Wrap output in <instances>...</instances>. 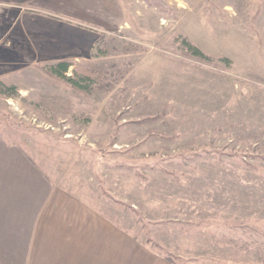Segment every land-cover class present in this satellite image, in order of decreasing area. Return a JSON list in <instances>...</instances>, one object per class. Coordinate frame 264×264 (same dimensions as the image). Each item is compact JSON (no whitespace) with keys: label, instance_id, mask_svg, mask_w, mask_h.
<instances>
[{"label":"rangeland","instance_id":"374dc122","mask_svg":"<svg viewBox=\"0 0 264 264\" xmlns=\"http://www.w3.org/2000/svg\"><path fill=\"white\" fill-rule=\"evenodd\" d=\"M0 8L2 136L174 264H264V0Z\"/></svg>","mask_w":264,"mask_h":264},{"label":"crops","instance_id":"0c3cea01","mask_svg":"<svg viewBox=\"0 0 264 264\" xmlns=\"http://www.w3.org/2000/svg\"><path fill=\"white\" fill-rule=\"evenodd\" d=\"M0 264H171L0 134Z\"/></svg>","mask_w":264,"mask_h":264},{"label":"trees","instance_id":"16d2710c","mask_svg":"<svg viewBox=\"0 0 264 264\" xmlns=\"http://www.w3.org/2000/svg\"><path fill=\"white\" fill-rule=\"evenodd\" d=\"M187 47V49L193 54V55H198V56H203V53L199 50L198 47L191 45L187 41L184 43ZM70 63L67 61H58L54 65L49 66L48 68L45 69V71L52 76L62 79L68 84H70L72 87L80 90H86L87 85L81 84L79 81L73 79L72 77H69L66 75V71L69 67ZM0 88H1V93L6 94L7 96H11L15 92V87L14 86H6L3 83L0 82ZM165 260L173 263L174 259L172 256L166 254L164 255ZM174 264V263H173Z\"/></svg>","mask_w":264,"mask_h":264},{"label":"built area","instance_id":"2783aa9c","mask_svg":"<svg viewBox=\"0 0 264 264\" xmlns=\"http://www.w3.org/2000/svg\"><path fill=\"white\" fill-rule=\"evenodd\" d=\"M0 10H1V8H0Z\"/></svg>","mask_w":264,"mask_h":264}]
</instances>
